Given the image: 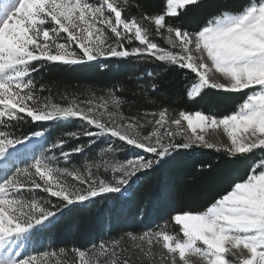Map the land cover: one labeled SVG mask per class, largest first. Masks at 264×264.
<instances>
[{"label": "snow or ice", "instance_id": "1", "mask_svg": "<svg viewBox=\"0 0 264 264\" xmlns=\"http://www.w3.org/2000/svg\"><path fill=\"white\" fill-rule=\"evenodd\" d=\"M202 7L207 11L192 19ZM157 38L169 47H160ZM110 58L173 66L185 71V79L194 74L185 85L189 98L213 89L243 100L222 116L177 112L150 97L160 91L158 74L150 71L135 77L152 82L139 84V94L129 99L117 87L84 101L65 94L62 103H53L44 95L47 86H37L35 74L49 64ZM73 119L82 121V130L66 132L47 147L46 129L22 130L30 123ZM221 128L230 143L208 138ZM81 138L87 143L65 151L69 140ZM101 138L109 143L98 159L82 168L72 165V157ZM193 146L223 151L246 167L204 210L172 215L178 231L162 225L85 248L34 246L35 237L70 207L125 193L137 174ZM129 147L152 155L116 159ZM69 259L70 264H264V0L207 5L166 0V10L152 14L128 0H0V264H69Z\"/></svg>", "mask_w": 264, "mask_h": 264}, {"label": "trees", "instance_id": "2", "mask_svg": "<svg viewBox=\"0 0 264 264\" xmlns=\"http://www.w3.org/2000/svg\"><path fill=\"white\" fill-rule=\"evenodd\" d=\"M209 2L210 0H205V5ZM128 3L132 6L140 4L149 14L163 12L166 6V0H128ZM131 10L133 13L137 11L135 7ZM205 11L207 9L204 7L193 11L192 19L200 17ZM156 41L163 44V40L159 38ZM147 70L158 74L155 82L160 85V91L150 93V97L157 105H167L177 112L203 111L222 116L235 110L243 100L241 95L225 94L213 89H205L198 97L189 99L185 85L192 79L193 74L189 73L188 79H185V71L173 66L158 62L137 63L131 58L100 59L78 65L49 64L35 74V79L38 87L41 83L47 86L50 91L44 95H51L55 102H62L60 97L65 94L79 100L91 97L93 93L99 97L105 95L108 89L117 87L121 89L117 94L129 99L134 93L139 94V84L152 82L147 77L142 81L135 79ZM136 103L142 104L143 101L137 99ZM123 110L125 114H129L128 105ZM79 121L73 119L66 127L35 122L24 126L22 130L31 132L46 129L47 140L52 141L59 134L62 135V128L76 129ZM81 140L82 138L69 140L66 149L70 150ZM92 151L93 148L89 149L88 155ZM80 157L77 154L72 158L78 162ZM125 158L126 154H117L116 157L119 160ZM245 167L246 165L233 161L223 151L200 146L174 151L153 169L137 174L127 192L95 198L86 206L70 207L57 217L55 223L35 237L34 246L49 251L53 248L58 250L62 246L71 248L73 245L85 248L100 239L118 238L129 230L139 232L144 229L143 226L153 222L160 223L163 219H167V223L178 231L179 226L171 220L173 213L204 210L216 193L222 192L237 175L243 174ZM138 177L141 182L137 183L135 181ZM133 195L135 199H132ZM137 212H141L139 219H136Z\"/></svg>", "mask_w": 264, "mask_h": 264}, {"label": "rangeland", "instance_id": "3", "mask_svg": "<svg viewBox=\"0 0 264 264\" xmlns=\"http://www.w3.org/2000/svg\"><path fill=\"white\" fill-rule=\"evenodd\" d=\"M165 10H166V6H165ZM157 43H158V41H156ZM161 42H163V44H160V43H158V45L160 46V47H169L168 45H167V43H166V41H161ZM138 43V42H137ZM100 60V59H99ZM96 61H98V60H96ZM96 61H93V62H96ZM93 62H90V63H93ZM58 64H60V63H58ZM63 65V64H62ZM148 71V70H147ZM193 76H194V74H193ZM205 90V89H204ZM203 91V90H202ZM201 91V92H202ZM186 93H187V91H186ZM201 94V93H200ZM199 94V95H200ZM199 95H197V96H195V97H193V98H196V97H198ZM188 97V96H187ZM88 98H90V97H86V98H84V99H81V100H79L78 99V101H84V100H86V99H88ZM189 98V97H188ZM193 98H189V99H193ZM95 102H99L98 100L97 101H95ZM53 103H62V102H59V101H57V102H55V101H53ZM81 106H83L82 104H81ZM196 112V111H195ZM195 112H192V113H195ZM212 114H215L214 112H211ZM207 114V113H206ZM78 120H80V119H78ZM68 122H70V121H68ZM68 122H62V121H60V122H56V123H52V122H44V123H52V124H60L61 126H63V127H66L67 125H68ZM185 126H186V122H185ZM60 129V128H59ZM61 130V129H60ZM62 130H63V133H62V135L64 134V133H66V132H71V131H78V130H82V121L80 120L79 122H78V125H77V127H76V129H74V130H72V129H69V128H62ZM62 135H60L59 134V136H62ZM46 136H47V132H46ZM208 138L209 139H211V140H213V141H215V142H218V143H224V144H227V143H230V141H229V139H228V137H227V134L226 133H224L223 132V129L221 128V129H219V130H217V131H210L209 133H208ZM56 139V138H55ZM54 139V140H55ZM54 140H52V141H54ZM80 140V139H79ZM52 141H48L47 140V142L45 143V147H47V144H49V143H51ZM178 141H180V142H182V140L180 139V138H178ZM39 142H43V141H39ZM70 142V141H69ZM87 143V138H82V140L81 141H79V142H77V143H75L74 144V146L76 145V144H86ZM108 143H109V140L108 139H106V138H101V139H98L97 141H96V143H95V145L92 147L93 148V151H92V153H91V155H88L89 153L87 152L88 150H86L84 153H83V155H81V157H80V160L78 161V162H75V159H73L72 158V165H75L76 167H78V168H82L83 167V165H84V163L86 162V161H90V160H93V159H98V157H99V153H100V149L102 148L101 146L103 145H105L106 147L108 146ZM101 145V146H100ZM114 146H117V145H114ZM200 147H202V146H200ZM205 148V147H204ZM39 151H40V149L39 148H37L36 149V154H39ZM65 151H69L68 149H66L65 148ZM118 154H126V158L125 159H127V158H130V157H133V156H137V155H146V156H148V157H151V155L150 154H146L143 150H140V149H132V148H125V149H123L120 153H118ZM72 165H69V167H71ZM60 166H64V164H63V162L61 161V164H60ZM38 179V178H37ZM137 180L135 181V182H141V181H139L140 180V177H138V178H136ZM163 188H165V187H163ZM168 189V188H167ZM38 193H39V195H42L43 194V196L45 195L41 190H38ZM123 194V193H122ZM135 195H133V198L132 199H135V197H134ZM164 199L165 200H167V197H166V195H164ZM171 207V206H170ZM173 208V207H172ZM140 210H141V208H140ZM141 213V212H140ZM140 213H138L137 212V215H136V219H139L140 218ZM175 214H177V213H173V215H175ZM173 223L174 224H176L174 221H173ZM162 225H166L173 233L174 232H176V230L174 229V227H172L170 224H168L167 223V219H163L162 220V222H160V223H151L150 225H147V226H143L142 228H153V227H159V226H162ZM178 230H179V227H178ZM182 234V233H181ZM33 254H35V253H33Z\"/></svg>", "mask_w": 264, "mask_h": 264}]
</instances>
